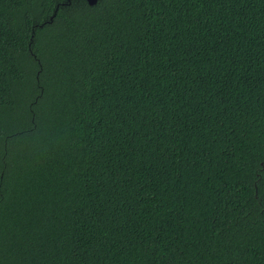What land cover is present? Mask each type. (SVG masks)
Listing matches in <instances>:
<instances>
[{
  "label": "trees",
  "instance_id": "trees-1",
  "mask_svg": "<svg viewBox=\"0 0 264 264\" xmlns=\"http://www.w3.org/2000/svg\"><path fill=\"white\" fill-rule=\"evenodd\" d=\"M0 264H264V0H0Z\"/></svg>",
  "mask_w": 264,
  "mask_h": 264
},
{
  "label": "water",
  "instance_id": "water-1",
  "mask_svg": "<svg viewBox=\"0 0 264 264\" xmlns=\"http://www.w3.org/2000/svg\"><path fill=\"white\" fill-rule=\"evenodd\" d=\"M89 5H93L97 0H86Z\"/></svg>",
  "mask_w": 264,
  "mask_h": 264
}]
</instances>
